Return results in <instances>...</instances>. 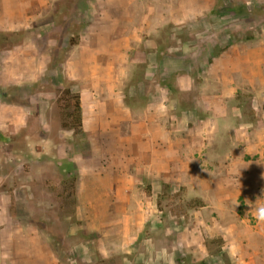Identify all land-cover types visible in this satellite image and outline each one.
<instances>
[{"label": "rangeland", "instance_id": "374dc122", "mask_svg": "<svg viewBox=\"0 0 264 264\" xmlns=\"http://www.w3.org/2000/svg\"><path fill=\"white\" fill-rule=\"evenodd\" d=\"M0 2V22L9 27V30L0 29V41L14 45L13 49L0 50V127L12 130V134L7 132L10 139L0 144V184H3L0 212L1 199L8 197L12 216H7L6 221L0 220V264L29 261L31 264L37 259L39 263L45 262L46 252L50 254L49 264H57L53 249L57 236L63 237V243L67 240L71 247L70 254L66 251L61 254L68 255L72 264H84L73 250L75 245L90 237L95 238L96 244H102L97 232L115 235L118 241L122 224L107 226V219L125 211L142 213L144 205L145 210L152 206L154 214L162 215L161 225H155L158 228L153 232L160 248L171 249V237L164 235L165 229L172 228L182 235L186 222L189 224L194 246L181 259H176V264H204L198 248L202 239H205L204 254H210L205 258L214 263L220 261L211 258L217 256L220 240L208 237L207 232L213 228L199 222L198 200H185V191L174 193L164 184L161 194L151 193V198H145L150 196L146 191L151 180L145 174L143 183L135 182L129 191L134 205L124 207L116 201L123 194L126 196V191L107 188L115 179L111 168H124L121 160L113 156L111 133L119 127L112 126L110 120L115 115L122 117L124 106L138 112L148 102L144 90L152 89L155 81L162 83L159 78L145 79L148 58L154 63L153 55H147L146 49L149 52L157 46L161 58L169 49L184 47L185 52L198 50L201 57L212 50L218 55L223 48L236 44L262 42L263 16H250L246 11L264 7V0ZM234 7L240 12H232ZM75 42L78 44L74 45ZM185 62L189 61L179 57V63ZM64 88H71L84 102V127L80 132L59 129L57 91ZM14 111H19V117ZM21 112L27 117L22 129L16 127ZM128 129L123 127V134ZM133 132L132 129L128 133ZM44 151L49 154H43ZM72 159L77 160L82 177L76 174ZM70 167L78 177L77 206L71 205L73 198H65L69 193L64 188L71 189L64 187L61 180L62 169L68 172ZM136 168L134 163L130 172ZM163 192L161 211L157 202ZM32 215L37 222L32 221ZM173 222L185 226L177 228L171 225ZM31 223L38 228L35 235L38 238H33L34 233L28 231L36 229ZM138 223L131 224L135 230ZM256 224L250 221L242 224L241 229ZM150 230L149 224H145L143 233ZM40 247L44 255L38 253L33 259L31 250H41ZM103 248L107 253V248ZM222 256L225 264H229L228 257ZM107 257L95 253L90 264H122L124 258L120 252ZM250 260L255 261L251 255L244 254L241 263ZM260 260L258 263L264 264V259Z\"/></svg>", "mask_w": 264, "mask_h": 264}, {"label": "crops", "instance_id": "0c3cea01", "mask_svg": "<svg viewBox=\"0 0 264 264\" xmlns=\"http://www.w3.org/2000/svg\"><path fill=\"white\" fill-rule=\"evenodd\" d=\"M0 29L9 30V27L0 22ZM144 48L148 47L144 45ZM152 48L149 52L146 49L147 55H153L154 63L148 58L145 79L159 78L163 82L178 74L173 88L155 81L152 89L144 90L148 102L138 108V112L124 106L121 109L123 116L115 115L110 120L112 126L119 127L111 133L113 156L121 160L124 168H111L115 179L107 188L126 191V196L123 194L116 199L124 207L134 205L129 191L137 181L143 183L145 174L148 178L151 176L149 183L153 195L161 194L164 184L169 185L174 193L183 190L185 200H198L199 222L213 228L207 232L208 237L220 240L217 256H211L221 259L216 263L205 258L210 254H204L205 239L200 240L198 248L204 264H225L222 255L228 257L229 264H259L257 260L260 259L263 262L264 224L247 213L250 211L248 202L255 204L257 197L264 199V41L232 45L223 48L218 55L212 50L201 57L198 50L185 52L184 47H179L174 49L177 51L169 49L159 58L157 46ZM179 57L189 62L181 64ZM1 104L0 94V107ZM82 106L84 113L83 100ZM18 112L14 111L17 117ZM21 113V120L16 125L20 129L25 126L24 119L27 118ZM123 127L134 132L123 134ZM7 132L12 134L10 128L0 127V144L10 139ZM72 162L76 174L82 177L77 160L72 159ZM134 163L137 168L130 172ZM118 177L120 179L116 180ZM151 195L145 198H151ZM9 201L8 197L1 199V221H6L7 216L12 217ZM141 209L143 212L139 214L125 211L107 219V226L122 224L118 241H115V235L97 232L102 244H96L93 242L95 238L90 237L75 245L74 252L86 264L92 263L95 253L110 258L118 252L124 256L122 264H176L175 260L181 259L194 246L189 224L186 222L187 228L182 235L172 228L171 231L165 229L164 235L171 237V249L160 248L153 232L161 225L162 215L154 214L152 206L145 210L144 205ZM243 212L244 215L240 214ZM32 218L37 222L35 216ZM134 221L139 222L137 230L131 225ZM250 221L257 224L241 229L242 224L247 225ZM145 224H149L151 230L144 234ZM30 225L37 227L34 223ZM171 225L185 226L177 222ZM36 229L28 231L35 236ZM10 231L13 234L11 228ZM40 248L31 250L33 259L38 253L44 255L43 248ZM244 254L251 255L255 263L252 259L241 263ZM44 256L45 262L39 263L37 259L31 264H49V252ZM57 262L60 264L58 259Z\"/></svg>", "mask_w": 264, "mask_h": 264}, {"label": "trees", "instance_id": "16d2710c", "mask_svg": "<svg viewBox=\"0 0 264 264\" xmlns=\"http://www.w3.org/2000/svg\"><path fill=\"white\" fill-rule=\"evenodd\" d=\"M248 10L246 11V14H249L250 16L260 15L263 16L264 19V7H256L250 9L249 11ZM231 11L237 13L240 12L237 10V7L232 8ZM11 34L18 35V33H11ZM5 43L6 42L0 41V50L13 49L14 47L13 44L7 45ZM77 44L78 42L74 43V45ZM177 74H173L171 77L167 78L165 81L162 82V85L167 86L169 88H173V83L175 82ZM57 94L58 97L56 100V107L59 112V129L74 130L75 132H80L84 127L83 106H82L81 96L79 94H75L71 88H64L62 90H58ZM71 169H72L71 167L70 170L68 168L69 170L68 172L65 168L62 169L61 180L64 187H69L71 189L69 191L67 188H64L63 191L65 192L68 191L69 193L65 195V198L68 199L73 198L72 200L73 202L71 203V205L77 206L76 183L78 182V177L77 175H73L72 173L73 170ZM166 187L170 189L169 185H165V188ZM146 192L148 195H151L152 187L150 184L147 186ZM162 196H164V192L161 196L158 197V202H157V206L161 211H162V207H161ZM62 240L63 237H59V236L56 237V243H55L56 245L53 246L55 254L57 255L61 264H72L68 259V255L61 254V251H66L69 254L71 253V249H70L71 247L68 245L67 240L65 243H63Z\"/></svg>", "mask_w": 264, "mask_h": 264}, {"label": "clouds", "instance_id": "9594fccd", "mask_svg": "<svg viewBox=\"0 0 264 264\" xmlns=\"http://www.w3.org/2000/svg\"><path fill=\"white\" fill-rule=\"evenodd\" d=\"M250 211L247 215L251 214L258 223L264 224V199L257 197L255 204L248 202Z\"/></svg>", "mask_w": 264, "mask_h": 264}]
</instances>
